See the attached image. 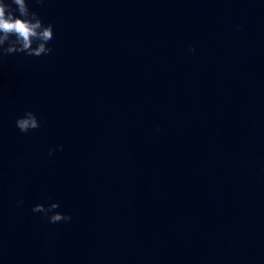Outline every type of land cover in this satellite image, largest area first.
<instances>
[{"label": "water", "instance_id": "obj_1", "mask_svg": "<svg viewBox=\"0 0 264 264\" xmlns=\"http://www.w3.org/2000/svg\"><path fill=\"white\" fill-rule=\"evenodd\" d=\"M29 8L54 38L0 62V264H264V0Z\"/></svg>", "mask_w": 264, "mask_h": 264}, {"label": "clouds", "instance_id": "obj_2", "mask_svg": "<svg viewBox=\"0 0 264 264\" xmlns=\"http://www.w3.org/2000/svg\"><path fill=\"white\" fill-rule=\"evenodd\" d=\"M35 2L42 4L44 0ZM53 38V25L45 24L39 15L29 8V0H0V62L4 57L17 53L35 57L48 55L52 52L48 44ZM189 51L194 52L195 48L190 46ZM15 123L22 133L40 127V122L32 111H26ZM58 147L62 150L63 146ZM53 151L54 149H49V155H52ZM59 207L55 202L47 207L44 204H36L32 211L44 214L50 223L71 221L70 215L56 211Z\"/></svg>", "mask_w": 264, "mask_h": 264}]
</instances>
